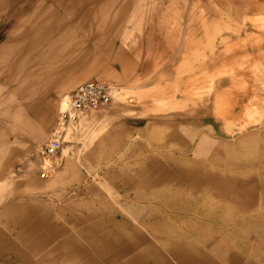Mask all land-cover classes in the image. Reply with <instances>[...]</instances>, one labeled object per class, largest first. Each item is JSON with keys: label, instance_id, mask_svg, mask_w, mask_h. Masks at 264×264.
Listing matches in <instances>:
<instances>
[{"label": "rangeland", "instance_id": "rangeland-1", "mask_svg": "<svg viewBox=\"0 0 264 264\" xmlns=\"http://www.w3.org/2000/svg\"><path fill=\"white\" fill-rule=\"evenodd\" d=\"M38 66L49 73L43 81ZM89 79L124 93L63 122V97ZM0 102V170L1 160L11 165L0 181V210L29 198L45 209L41 227L56 230L48 238L55 244L43 240L32 249L22 226L1 216L0 262L12 252L19 264H53L78 257L80 244L97 264H139L150 243L156 251L145 264H177L166 239L153 238L170 221L182 259L193 247V264H264V0H0ZM177 130L182 140L156 137ZM58 133L63 143L42 188L24 192L7 182L38 176L43 148ZM199 141L209 150L193 153ZM224 156L232 163L219 165ZM190 159L195 164L184 163ZM175 171L180 196L194 193L187 211L143 185L145 174ZM235 175L243 176V194L255 180L259 206L247 198L242 207L203 208L207 191L220 184L228 203L234 200L231 183L218 177ZM224 213L235 220H216ZM211 217L219 227L205 236L215 238H197L195 225ZM80 222L92 227L88 236ZM96 227L109 244L96 247Z\"/></svg>", "mask_w": 264, "mask_h": 264}, {"label": "crops", "instance_id": "crops-1", "mask_svg": "<svg viewBox=\"0 0 264 264\" xmlns=\"http://www.w3.org/2000/svg\"><path fill=\"white\" fill-rule=\"evenodd\" d=\"M185 63H188V61H185ZM177 64H179V62ZM31 67H34V65L31 64ZM38 67L42 68V69H39L38 77L41 79V81H43V77H44L46 72L44 71L45 72L44 73L42 71L44 69L43 66H38ZM30 72H33V71H29V74H30ZM46 74H47V76L45 78H47L49 76L48 72ZM26 76H27V74H26ZM89 80H91V79H89ZM95 80H97V79H95ZM41 81H39V82H41ZM82 82H84V81H82ZM82 82H80V83H82ZM157 89L163 90V87L160 86ZM2 105H3L2 102H0V114L3 113V111H4L1 108ZM99 112H101V111H99ZM156 135H157L156 137H160V140H168V139L169 140L170 139L182 140V138L179 136L180 133L178 130L176 132L172 131L171 133H167V132L161 133L160 132ZM205 137H206V140L209 139V136L205 135ZM62 143H63V141H62ZM62 143H61V146H62ZM0 144H1V141H0ZM186 148H187V150L189 149L188 147H186ZM201 148H203V150H209L210 147L205 145V143H204V145H200V141H199L196 144V146L193 147V149H194L193 153H195L196 150H199ZM17 152H18V150L16 151V153ZM7 161H9V160H6L4 162H2V160H1L0 181L4 178L8 177L7 174H8V171H9V168L11 167V165H10V162H7ZM190 161L193 162V164H195L193 159H190L189 161L186 160V161H184V163H188ZM219 161H220L219 165H228V164L232 163L227 158V156L221 157L219 159ZM184 163L180 162L179 164L185 165ZM173 168L176 171L178 170L177 169L178 167H173ZM176 171L173 174L172 173L167 174V175L166 174H160L158 176H156V175H154V176L148 175L147 176V174H145L144 175L145 182H143V185H145V183H147V185L153 186L155 188V191L157 192L156 195L159 196L158 198H159L160 202H166L167 204H172V207H174V205H175V207H181L182 211H187L189 208H192L193 204L195 203V198L192 197L194 195V193H192L191 190H189V191L186 190V192L181 190L183 193H185V195L180 196V189H179L180 185H179V183H177L176 181H175L176 184L171 182L172 179L176 178L175 177L177 174ZM39 174H40V172H39ZM39 174L37 176L36 174L24 173L21 175L20 181L17 182L16 180L11 178L7 182H10L11 185L21 187L23 189V191L26 192L29 188H42V186H44L45 181H43L41 179H45V178H41ZM111 176L113 178L115 176V174L113 173V174H111ZM171 176H173V177H171ZM183 176L186 178L190 177L187 174L186 175L182 174V176H181L182 179H185ZM107 178L109 179V176H107ZM118 178H120V177H118ZM118 178H116V180L113 179L114 182H117ZM206 178L211 180V176H209V175H207ZM242 179H243L242 175H241V177L235 175L234 178H231V176H230V179L226 178V177L225 178L218 177V180L220 182L229 181L231 183L229 186L232 187L230 196L233 195V196H231V198L234 197V200L231 199L233 203L232 202L228 203L227 195H226L227 190H226V188L222 189L221 184H220V186L217 190L218 192L215 189H213V191L212 190L207 191L208 193L206 195L209 197H208L207 203L204 202L203 208L209 207L210 210H212V209H215L219 205V203H225V205L227 204V206H228V204H238L237 205L238 207H242L243 206L242 204L244 203V199H247V198L250 199L251 205H255V204L258 205L259 202L258 203L253 202V200H252V197L255 196V192L259 195L258 184L255 182V180L250 182V186L246 184L247 187L245 189H247V190H245L244 194H243L242 189L244 188L245 184L243 183ZM164 180H166V182ZM118 181H119L118 184L122 182L120 179H118ZM1 186H2V184L0 185V188H1ZM225 187H226V184H225ZM144 194L146 196H153V194L149 193V192L144 193ZM145 195L143 196V199L147 202L148 198H150V197H146ZM206 195H204V196H206ZM215 195L221 196V202H217V201L213 200L212 203H215V204H211L210 196H215ZM0 196H2V195H0ZM180 198H182V199H180ZM184 198H186V199H184ZM151 201H154V200L151 199ZM76 204H78V202H76ZM80 206H82V204ZM80 206H78V207L80 208ZM60 209H62V206L60 207ZM38 210L42 212L41 215H38V213H37ZM256 212H258V211H256ZM45 213H46L45 209L43 208V206L41 205L40 202L35 203V202H32L29 198H21L20 200H16V201L10 200V201H7L5 204H3V208H2V210H0V217L6 216V218H8L9 221H13V222H16L19 225H21L22 226L21 227V231H22L21 238L24 240H27V239L30 240L31 247H32V249H34L38 246V244L44 243L47 240L53 239L55 237V231L56 230L48 229L45 231V228L41 227V226H44L41 222H44L46 220L45 219ZM146 217H149V216H146ZM225 217H227L226 213H224L223 215H220V217L216 218V220L220 219V218L222 220L227 219L228 222L235 220V218L233 220H230V218H232V217H229V216L227 218H225ZM155 219L157 221H159V219L157 217H155ZM214 220H215V218L211 217V219L208 222L206 220H202L201 222H199V224L195 225V226H197L196 227L197 233H195L197 238L203 237L207 240H211V239L215 238V237L209 238V237L205 236V232L207 230L214 229L215 227H219L218 225H216L217 222H215V224L211 223ZM169 223H171V222L169 221L167 225H164L161 228L158 227L157 232H156V234H154L153 238H155L156 240H158V239L163 240V238L166 239V242L171 245V249L170 250L167 249V252L169 253L170 257L177 264H193L195 262V260H194V256L191 253L194 252L193 251L194 248L193 247L191 248L192 252H188L186 259L180 258L179 242L173 240L174 238H179V233H178L179 230L175 227L174 228L176 230H174V228ZM82 224H84V223H82ZM82 224L80 222L79 224H77V227L82 225ZM195 226H193V227H195ZM90 228H92V227L91 226L89 227L87 225L86 226L82 225L81 226L82 234H84L85 236L86 235L88 236V232H89ZM93 229H94V231L91 232V236L95 240V243L97 245V246L95 245L96 247L100 246L101 244H109L106 242V241H108L105 237V235H107V234H105L103 231H101L98 227L93 228ZM133 233H135V231H133ZM129 234H131V233H129ZM195 234L193 233V239H195ZM139 235H140V232H139ZM218 236L221 237L222 235L220 234ZM143 237H145V236H143ZM170 237H172V238H170ZM48 238H50V239H48ZM118 238H120V237H118ZM43 240H46V241H43ZM50 241H52L54 244L56 243V241H54V240H50ZM206 241H205V244L206 245L209 244V242H206ZM7 242L10 246L13 247V245L11 244V241L9 239L7 240ZM52 242L50 243V245H54ZM113 242H115V241L110 240L111 245ZM117 243H120V242H117ZM149 244L150 243H147V247L145 248V252L143 253L141 261L139 262V264H145V258L151 256L156 251V250L151 249ZM76 252L78 253V257H76V258L59 259L58 257H55V258L51 259V262L53 264H68V261H71V260L74 262L75 261L82 262L84 260L88 264H97L95 261V258L82 256L80 244H79V247H78ZM15 256L13 255L12 252L10 254H7L4 257L2 256V261L0 263H3V264H19V258H17L15 260ZM182 261H187V262L183 263ZM159 264H161V263H159ZM164 264H166V263L164 262Z\"/></svg>", "mask_w": 264, "mask_h": 264}, {"label": "built area", "instance_id": "built-area-1", "mask_svg": "<svg viewBox=\"0 0 264 264\" xmlns=\"http://www.w3.org/2000/svg\"><path fill=\"white\" fill-rule=\"evenodd\" d=\"M117 90L118 88L114 84L95 79L79 83L68 95V111H94L99 109L112 101ZM61 118L65 120L66 113L62 114ZM61 142L62 140L59 136L54 134L45 144L42 152L43 162L39 174L41 178H46L52 173L54 169L52 161L61 148Z\"/></svg>", "mask_w": 264, "mask_h": 264}, {"label": "bare ground", "instance_id": "bare-ground-1", "mask_svg": "<svg viewBox=\"0 0 264 264\" xmlns=\"http://www.w3.org/2000/svg\"><path fill=\"white\" fill-rule=\"evenodd\" d=\"M91 80H94V79H91ZM88 81V80H87ZM101 81V80H100ZM85 82V81H84ZM78 85V84H77ZM116 86V85H115ZM117 88H118V90L117 91H115V93H114V98L113 99H115V96H119V95H121V94H123L124 92L121 90V88L120 87H118V86H116ZM74 88V87H73ZM72 88V89H73ZM71 89V90H72ZM71 90L69 91V93L71 92ZM69 93H68V95H69ZM68 95L66 96H64L63 97V99H62V101H61V103H60V108L62 109V108H65L66 107V110L64 111V112H61V115L62 114H64V113H66V118L67 119H69L70 118V115L71 114H76V113H81V112H83V111H78V112H70V111H68ZM112 99V100H113ZM110 102H108L107 104H105V105H108ZM105 105H103V106H105ZM102 106V107H103ZM96 110H98V109H96ZM96 110H94V111H96ZM61 115H60V118H61ZM62 119V118H61ZM66 120V119H65ZM65 120H63L62 119V121L64 122ZM55 136H59V138L63 141V139H62V137H61V134L60 133H58V134H55ZM62 143V142H61ZM43 152V151H42ZM57 156V155H56ZM43 157V156H42ZM55 159V158H54ZM53 159V160H54ZM42 162H43V160H42ZM52 163H53V161H52Z\"/></svg>", "mask_w": 264, "mask_h": 264}]
</instances>
